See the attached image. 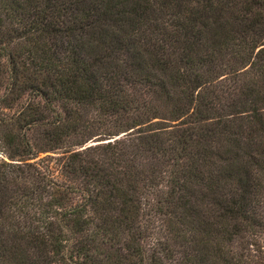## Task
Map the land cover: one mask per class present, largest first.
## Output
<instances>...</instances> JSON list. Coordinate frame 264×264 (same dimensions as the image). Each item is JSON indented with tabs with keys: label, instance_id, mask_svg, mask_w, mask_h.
Masks as SVG:
<instances>
[{
	"label": "trees",
	"instance_id": "obj_1",
	"mask_svg": "<svg viewBox=\"0 0 264 264\" xmlns=\"http://www.w3.org/2000/svg\"><path fill=\"white\" fill-rule=\"evenodd\" d=\"M0 264H264V0H0Z\"/></svg>",
	"mask_w": 264,
	"mask_h": 264
}]
</instances>
